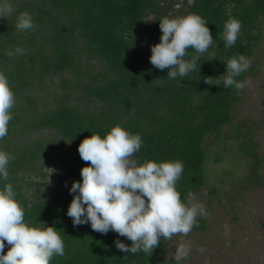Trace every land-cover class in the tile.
I'll return each instance as SVG.
<instances>
[{
    "label": "trees",
    "instance_id": "1",
    "mask_svg": "<svg viewBox=\"0 0 264 264\" xmlns=\"http://www.w3.org/2000/svg\"><path fill=\"white\" fill-rule=\"evenodd\" d=\"M15 11L0 18V72L15 96L8 134L0 151L14 156L9 179L0 178V190L11 183L16 200L30 227H55L65 255L50 264H154L168 240L161 238L151 256L123 253L115 241H131L114 231L95 232L90 224L74 227L67 216L73 199V182H82L80 171L89 166L78 147L92 134L105 137L119 125L139 134L142 146L134 155L139 164L179 160L184 165L177 191L188 203V194H199L207 184L205 164L208 135H219L232 122L241 91L225 89L228 59L252 58L263 35L264 0H10ZM180 2L207 21L213 44L185 77L168 78L150 63L151 47L160 42L161 9ZM28 11L35 30L19 32L16 17ZM235 18L242 24L235 45L225 49L224 23ZM19 46L23 55L8 57ZM189 60L195 54L188 49ZM250 69V68H249ZM249 69L236 77L244 82ZM207 77L219 83H204ZM161 79L160 81H156ZM243 142V143H242ZM240 146L254 154L250 140ZM223 154L215 161L221 162ZM252 173L261 167L256 158ZM55 171L50 175V170ZM216 194V190L212 191ZM43 223V224H41ZM205 230L207 221L197 219ZM10 246L5 242L4 254Z\"/></svg>",
    "mask_w": 264,
    "mask_h": 264
},
{
    "label": "clouds",
    "instance_id": "2",
    "mask_svg": "<svg viewBox=\"0 0 264 264\" xmlns=\"http://www.w3.org/2000/svg\"><path fill=\"white\" fill-rule=\"evenodd\" d=\"M180 6L175 5L176 8ZM14 11L10 0H0V18L9 17ZM206 25L207 21L197 14L162 18L159 21L162 36L160 42L151 47V65L160 71L168 69L170 79L200 70L197 61L213 44V36ZM36 27L28 11L16 17L17 31H31ZM241 28V22L235 18L224 23L221 39L225 49L235 45ZM188 49H193L195 54L186 60ZM17 54L23 55L25 50L17 46L14 51L6 52L8 57ZM251 63V59L244 55L228 59L226 75L220 76L223 87L243 90L248 81L239 82L235 78L246 72ZM219 82L212 77L204 79L208 85ZM14 105L15 96L8 78L0 72V139L8 134ZM141 146L139 134H131L119 125L103 138L96 134L85 138L78 152L89 166L80 171L82 182H73L71 186L73 199L67 216L74 227L90 224L91 229L100 234L114 231L127 238L132 242L131 247L120 240L115 241L116 248L123 253L142 251L151 256L161 238L170 241L177 235L187 237L194 226L199 227L197 217L207 216V212L191 192L187 204L181 201L177 182L184 170L183 163L176 160L139 164L133 157ZM14 159V156L0 151V178L4 181L9 179L7 168ZM46 169L50 170V175L55 171ZM16 195L11 183H6L0 190V264H50L54 256L63 257L65 245L59 231L55 227L37 228L26 224L24 209ZM5 242L10 246L6 254ZM197 250L205 251L203 247ZM190 253V242H182L174 259L179 264Z\"/></svg>",
    "mask_w": 264,
    "mask_h": 264
},
{
    "label": "rangeland",
    "instance_id": "3",
    "mask_svg": "<svg viewBox=\"0 0 264 264\" xmlns=\"http://www.w3.org/2000/svg\"><path fill=\"white\" fill-rule=\"evenodd\" d=\"M165 11L168 18L192 14L190 6L180 2L164 5L161 13ZM251 61L232 122L219 135L206 138L207 184L196 200L207 212L197 219H205L207 228L174 236L154 264H177L174 256L182 242H190L191 253L179 264H264V26ZM247 138L254 149L251 157L240 148ZM218 154H223L221 162L215 161ZM256 158L261 167L252 173Z\"/></svg>",
    "mask_w": 264,
    "mask_h": 264
}]
</instances>
